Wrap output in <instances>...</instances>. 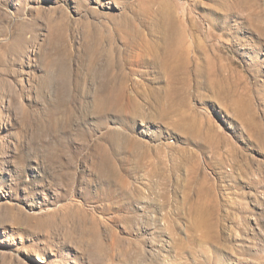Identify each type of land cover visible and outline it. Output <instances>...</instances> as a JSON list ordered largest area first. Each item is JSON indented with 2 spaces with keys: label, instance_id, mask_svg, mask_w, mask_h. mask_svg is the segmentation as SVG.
Returning a JSON list of instances; mask_svg holds the SVG:
<instances>
[{
  "label": "rangeland",
  "instance_id": "rangeland-1",
  "mask_svg": "<svg viewBox=\"0 0 264 264\" xmlns=\"http://www.w3.org/2000/svg\"><path fill=\"white\" fill-rule=\"evenodd\" d=\"M0 264H264V0H0Z\"/></svg>",
  "mask_w": 264,
  "mask_h": 264
},
{
  "label": "bare ground",
  "instance_id": "bare-ground-1",
  "mask_svg": "<svg viewBox=\"0 0 264 264\" xmlns=\"http://www.w3.org/2000/svg\"><path fill=\"white\" fill-rule=\"evenodd\" d=\"M186 42H187V44L188 45H186ZM187 46V47H186ZM170 47H175L176 48V50L178 51V52H182L183 50L182 49H187L188 51H192L193 50V41L192 40H186V39H181V38H179V39H176V41L175 42H169V43H166V44H164V45H158V47L156 46L155 47V49L157 50V48H158V50H159V52L160 51H163V50H165L166 48H170ZM184 47V48H183ZM186 51V50H185ZM153 62H154V64L155 63H157V61L155 60V59H153ZM158 64V63H157ZM107 98V97H106ZM105 98V99H106ZM160 98V97H159ZM161 102V101H160ZM160 106V105H159ZM161 108V107H160ZM155 109V108H154ZM157 110V109H156ZM167 114V113H166ZM170 115V114H169ZM183 124V123H182ZM183 129V128H182ZM195 130V129H194ZM188 131V130H187ZM187 135V134H186ZM189 135V134H188ZM112 138V137H111ZM127 139V138H126ZM120 142V141H119ZM119 142H117L116 140H115V143H119ZM122 145V144H121ZM115 148H117L118 150L120 149V147H119V145L118 144H116V146H115ZM106 158H105V163H107V164H109V163H111L112 162V158L110 157V155L109 154H106V156H105ZM106 175V174H105ZM168 201V200H167ZM168 204H169V202H168Z\"/></svg>",
  "mask_w": 264,
  "mask_h": 264
}]
</instances>
